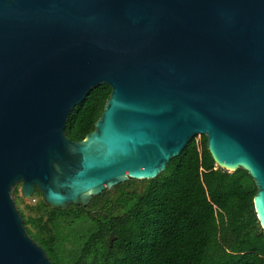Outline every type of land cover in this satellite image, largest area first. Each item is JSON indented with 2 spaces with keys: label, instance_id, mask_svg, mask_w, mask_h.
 Returning a JSON list of instances; mask_svg holds the SVG:
<instances>
[{
  "label": "water",
  "instance_id": "water-1",
  "mask_svg": "<svg viewBox=\"0 0 264 264\" xmlns=\"http://www.w3.org/2000/svg\"><path fill=\"white\" fill-rule=\"evenodd\" d=\"M102 83L93 130L69 139L71 110ZM202 135L218 167L252 177L264 233V0H0V264H51L15 184L84 208Z\"/></svg>",
  "mask_w": 264,
  "mask_h": 264
},
{
  "label": "trees",
  "instance_id": "trees-1",
  "mask_svg": "<svg viewBox=\"0 0 264 264\" xmlns=\"http://www.w3.org/2000/svg\"><path fill=\"white\" fill-rule=\"evenodd\" d=\"M109 93L102 83L75 105L64 129L69 139L93 130ZM255 193L246 170L215 164L202 135L192 137L157 177L105 189L88 210L43 202V213L21 215L51 264H264Z\"/></svg>",
  "mask_w": 264,
  "mask_h": 264
},
{
  "label": "rangeland",
  "instance_id": "rangeland-1",
  "mask_svg": "<svg viewBox=\"0 0 264 264\" xmlns=\"http://www.w3.org/2000/svg\"><path fill=\"white\" fill-rule=\"evenodd\" d=\"M199 137L200 136H197V139H199ZM11 197L15 203V207L18 209L20 214H23L25 216L31 214L37 215L45 211L42 194L37 188L34 190L33 194L30 197H25L21 194V185L17 183L11 189Z\"/></svg>",
  "mask_w": 264,
  "mask_h": 264
},
{
  "label": "flooded vegetation",
  "instance_id": "flooded-vegetation-1",
  "mask_svg": "<svg viewBox=\"0 0 264 264\" xmlns=\"http://www.w3.org/2000/svg\"><path fill=\"white\" fill-rule=\"evenodd\" d=\"M87 206H88V205H87ZM87 206H86V207H84V209H85V210H88V207H87Z\"/></svg>",
  "mask_w": 264,
  "mask_h": 264
}]
</instances>
